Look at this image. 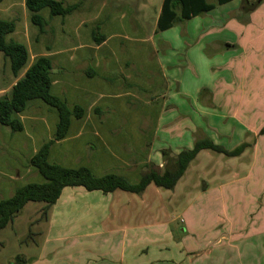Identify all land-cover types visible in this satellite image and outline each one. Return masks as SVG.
<instances>
[{
  "label": "rangeland",
  "instance_id": "obj_1",
  "mask_svg": "<svg viewBox=\"0 0 264 264\" xmlns=\"http://www.w3.org/2000/svg\"><path fill=\"white\" fill-rule=\"evenodd\" d=\"M57 1L77 9L66 17H52L43 9L39 15L47 26L41 35L31 24L25 0H3L0 20L15 24L14 33L6 39L30 48L29 56H51L52 77L68 86V107L78 105L90 116L87 108L96 100L100 113L93 111L92 119L100 121L105 130L115 128L114 133L106 130L115 135L105 142L120 145L117 148L116 143L110 150L92 136L76 138L79 124L72 119L66 141L51 146V160L67 169L89 166L94 176L130 173L129 182L134 183L150 168L162 171L163 150L176 156L203 138L226 151L246 143L249 147L233 158L200 151L173 190L159 189V200L163 198L165 214L171 218V231L180 232L184 219L208 227L201 249L215 257L220 247L214 239L216 221L224 223L244 211L246 206L235 203H251L252 194L262 188L261 199L264 197V135H259L264 129V42L248 44L247 26L248 10L264 0L216 6L162 33L156 32V21L163 0ZM261 5L253 21L257 30L264 29ZM91 31L107 42L97 48ZM98 59L100 71L94 77H83L80 68L89 66L91 70ZM13 81L9 61L0 53V91H6ZM101 93L104 99L98 98ZM18 118L20 132L0 125V201L17 188L42 181L29 160L35 150L53 139L57 115L35 101ZM179 133L184 135L181 141L172 138ZM126 162L131 170L125 169ZM105 164L109 167L102 171ZM151 187L148 189H154ZM152 196L150 192L146 196L149 203ZM195 196V206L184 214L183 204ZM27 211L19 213L17 224ZM259 216L258 210L255 219ZM223 228L225 232L228 225ZM0 242V264H14L22 249L15 242V219L0 231Z\"/></svg>",
  "mask_w": 264,
  "mask_h": 264
},
{
  "label": "crops",
  "instance_id": "obj_2",
  "mask_svg": "<svg viewBox=\"0 0 264 264\" xmlns=\"http://www.w3.org/2000/svg\"><path fill=\"white\" fill-rule=\"evenodd\" d=\"M234 1L239 2L241 0ZM261 3L264 6V2ZM261 3L249 10L247 15L249 19L247 26L250 27L248 44L259 46L264 42L260 39L261 36H264V29L253 28V21L259 13L257 11L262 6ZM107 40L105 39L97 48L103 46ZM28 42H30L29 38ZM23 46L28 52L27 65L18 77L14 78V81L8 85L6 91H0L1 97L9 96L17 79L23 76L37 58L46 57L50 59L51 57L48 54L29 56L28 49L30 48ZM30 47L33 51L32 46ZM109 63L111 61L108 62V65ZM100 64L98 59L96 65L91 67L93 77L96 75V71H100ZM89 70V66L80 68L83 77ZM50 78V93L67 103L68 86L64 81L53 78L52 73ZM62 87L65 88L62 89ZM80 96L85 97L86 94ZM69 98L71 99L70 96ZM98 98L104 99L102 93ZM37 104V108H39L40 104ZM73 107H79L84 112L83 117L77 120L79 125L76 128V138L92 136L96 142L102 144V148L106 147V149L112 150L116 143H118L116 145L119 148V142L113 141L112 144L105 142L107 138H110V135H115L113 134L115 128L108 126L106 130L113 132L109 133L101 128L100 121L92 119L91 113L100 109L96 100L87 108L90 116L86 114L85 108L78 105ZM19 115L16 116V119ZM54 123L56 124L57 120ZM70 125L72 126V121ZM181 136L184 135L172 134V138L176 137L177 141H181ZM66 139L67 136L60 142L63 143ZM191 147L187 146L186 149H191ZM48 161L53 163L50 156ZM82 167L86 168L85 166ZM107 167L109 164H105L102 171ZM124 167L128 170L132 169V165L127 162ZM87 169L91 170L89 166ZM108 174L123 177L128 181L130 179L128 176L130 173L123 176L119 172L103 173L95 177ZM138 180H134L133 184L137 183ZM36 181L34 184H43V179ZM149 186H153L154 189H148ZM149 186L141 195L119 190L103 194L98 191L87 192L81 188H66L62 191L57 202L49 208L42 218L40 216L44 204H27L23 208V210H28L24 220L17 224L18 219L15 218V242L18 249L22 247L18 256L23 257L27 264H264V197L262 200L260 194L263 188L252 194L251 203H246L247 205L235 203L236 206L238 204L246 206L244 211L235 213L233 218L231 217L229 221L224 223L216 221L213 229L215 231L214 239L217 240L216 243L220 247L213 257L209 252L201 249L202 245H205L210 229L202 226V224L196 226L193 221L190 223L184 219L180 226L182 228L180 232L171 231V218L165 214L163 198L162 201L159 200L160 188L154 185ZM149 192L153 195L151 203L146 199ZM196 199L195 196L191 202L183 204L184 214L187 209L195 206L193 201ZM258 210L260 216L255 219ZM30 224L33 228L31 229L33 230V241H29L26 245L21 244L27 236ZM226 224L228 228L224 232L223 226ZM224 242L225 244H222ZM199 248L202 251H199Z\"/></svg>",
  "mask_w": 264,
  "mask_h": 264
},
{
  "label": "trees",
  "instance_id": "obj_3",
  "mask_svg": "<svg viewBox=\"0 0 264 264\" xmlns=\"http://www.w3.org/2000/svg\"><path fill=\"white\" fill-rule=\"evenodd\" d=\"M2 1L0 0V3ZM232 1L234 0H215V3H211L209 0H163L156 21V32L162 33L170 30L177 23L189 21L201 14L213 11L216 6H223ZM241 1L246 2V0ZM24 4L30 13L31 24L38 28L41 35L46 33L47 26L46 21L39 15L43 9H48L52 17H66L77 9L76 6H68L63 1L57 0H25ZM257 4L259 3H253L251 9ZM14 30L13 21L0 20V53L9 61L10 71L13 77L17 78L27 65L28 52L23 45L12 40L7 41L6 38ZM91 38L97 46L104 42V37L96 34L95 31H91ZM52 71L51 61L46 57H39L24 72L23 76L17 79L9 96L0 97V125L8 127L12 132L22 130V124L16 119V116L23 113L29 102L40 101L54 109L57 115L53 139L43 144L29 160V165L42 177L44 183L27 184L17 188L12 196L0 201V231L12 224L29 203L44 204L41 211V215L44 217L66 188H81L87 192L98 191L103 194L119 190L141 195L149 185H154L157 188L171 191L200 151L209 150L233 158L240 156L249 147L244 143L232 151H226L221 146L213 144L209 139L203 138L195 141L191 149L182 150L176 156L168 155L163 150L161 152L164 161L162 171L150 168L141 174L135 184L114 174L95 177L89 169L84 167L67 169L50 163L48 157L51 146L66 138L71 119L79 120L84 114L81 108L70 109L66 102L50 93ZM87 72V77H91V70ZM95 113L100 112L95 110ZM259 135H264V129L260 130ZM31 227L32 224L28 226L27 236L21 244L33 241ZM2 248L3 244L0 242V250ZM14 264H27V261L17 255Z\"/></svg>",
  "mask_w": 264,
  "mask_h": 264
}]
</instances>
